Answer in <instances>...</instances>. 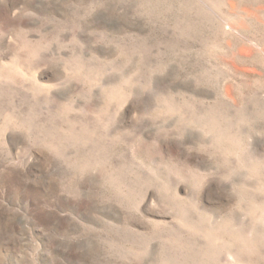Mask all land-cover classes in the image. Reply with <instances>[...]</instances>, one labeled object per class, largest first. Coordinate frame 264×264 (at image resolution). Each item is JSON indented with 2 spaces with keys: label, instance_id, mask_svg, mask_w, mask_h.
Segmentation results:
<instances>
[{
  "label": "rangeland",
  "instance_id": "rangeland-1",
  "mask_svg": "<svg viewBox=\"0 0 264 264\" xmlns=\"http://www.w3.org/2000/svg\"><path fill=\"white\" fill-rule=\"evenodd\" d=\"M0 264H264V0H0Z\"/></svg>",
  "mask_w": 264,
  "mask_h": 264
}]
</instances>
